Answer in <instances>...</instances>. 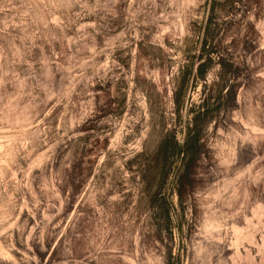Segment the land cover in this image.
Returning <instances> with one entry per match:
<instances>
[{"label":"rangeland","instance_id":"obj_1","mask_svg":"<svg viewBox=\"0 0 264 264\" xmlns=\"http://www.w3.org/2000/svg\"><path fill=\"white\" fill-rule=\"evenodd\" d=\"M0 264H264V0H0Z\"/></svg>","mask_w":264,"mask_h":264}]
</instances>
